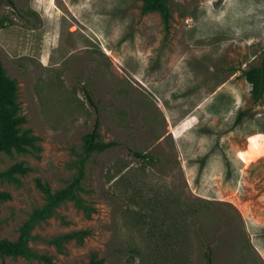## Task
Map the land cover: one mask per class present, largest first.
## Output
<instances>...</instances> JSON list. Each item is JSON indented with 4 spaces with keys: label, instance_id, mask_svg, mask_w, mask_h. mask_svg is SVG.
Segmentation results:
<instances>
[{
    "label": "rangeland",
    "instance_id": "374dc122",
    "mask_svg": "<svg viewBox=\"0 0 264 264\" xmlns=\"http://www.w3.org/2000/svg\"><path fill=\"white\" fill-rule=\"evenodd\" d=\"M140 5L0 0V61L20 129L39 138L0 153V170L30 168L0 180V238L43 203L35 178L67 184L95 124L114 145L85 160L89 216L62 202L29 230L31 250L55 264H206L208 252L212 264H264V101L251 104L242 74L264 58V0H167L166 34Z\"/></svg>",
    "mask_w": 264,
    "mask_h": 264
},
{
    "label": "trees",
    "instance_id": "16d2710c",
    "mask_svg": "<svg viewBox=\"0 0 264 264\" xmlns=\"http://www.w3.org/2000/svg\"><path fill=\"white\" fill-rule=\"evenodd\" d=\"M140 13L156 11L159 15L162 30L167 33L169 27L170 13L167 0H140ZM264 58L257 65H251L242 72L246 81L250 84L249 97L251 104H261L264 101ZM17 85L13 78L6 75L0 61V153L10 154L24 153L28 148L35 147L38 136L30 133L28 129L21 130L20 125L24 117L18 113L16 102ZM247 109L238 110L234 117V124H237L245 116ZM261 133L264 135V131ZM81 150L75 161V172L67 184L61 188L51 190L48 184L34 179V184L43 196V203L40 207L33 208L26 219L18 228V235L14 240L0 238V257H22L25 260L36 259L44 264H55L50 255L37 253L31 250L27 244L29 230L38 222L56 215V208L64 201H71L80 209L84 216H89L91 207L85 205L80 196L82 187L80 181L83 176L84 163L87 157L93 152H99L114 142H104L97 139L95 124L89 131L81 136ZM136 157L144 158L146 153L133 152ZM30 168L18 161L0 170V180L19 183L17 176L26 174ZM9 198L6 191L0 190V202ZM57 241V239H55ZM206 255V264H212L209 252ZM102 260H89L86 264H101Z\"/></svg>",
    "mask_w": 264,
    "mask_h": 264
}]
</instances>
